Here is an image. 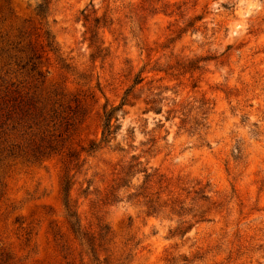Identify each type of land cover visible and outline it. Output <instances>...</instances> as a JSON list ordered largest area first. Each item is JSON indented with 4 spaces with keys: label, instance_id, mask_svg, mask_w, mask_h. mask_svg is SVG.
Segmentation results:
<instances>
[{
    "label": "rangeland",
    "instance_id": "374dc122",
    "mask_svg": "<svg viewBox=\"0 0 264 264\" xmlns=\"http://www.w3.org/2000/svg\"><path fill=\"white\" fill-rule=\"evenodd\" d=\"M0 264H264V0H0Z\"/></svg>",
    "mask_w": 264,
    "mask_h": 264
},
{
    "label": "trees",
    "instance_id": "16d2710c",
    "mask_svg": "<svg viewBox=\"0 0 264 264\" xmlns=\"http://www.w3.org/2000/svg\"><path fill=\"white\" fill-rule=\"evenodd\" d=\"M47 1V0H46ZM48 7V3L45 2L43 5L40 6V13L42 15H44L46 13V9ZM144 81V79L141 76H138V78L135 81V85H139ZM133 89H129L124 97H123V102L121 103V105L119 107H114L111 110H106L105 114H104V127H103V133H102V139L99 143H92L90 146V150L89 152L91 153H95L97 151H99L100 149H102V147L104 145H107L110 143L112 136L115 134V131H117L118 126H116L117 123L120 122L119 117H117L118 113H123V109L127 106H129L130 104V96L132 94ZM134 167L130 166L129 168V172L131 173L132 169ZM141 172L137 173L140 174ZM146 174V178L149 179L151 178L150 175L147 174V172H144ZM70 191H71V187H70V183L67 182L66 186H65V206L68 212V215L70 217V219H77V215L76 213L73 211V206L71 205V199H70ZM72 228L75 231V233L80 234L81 233V226L78 223V220L76 221H72Z\"/></svg>",
    "mask_w": 264,
    "mask_h": 264
}]
</instances>
